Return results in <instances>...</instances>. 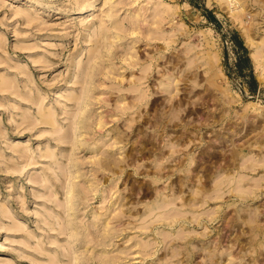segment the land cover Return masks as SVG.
Instances as JSON below:
<instances>
[{"label":"rangeland","instance_id":"1","mask_svg":"<svg viewBox=\"0 0 264 264\" xmlns=\"http://www.w3.org/2000/svg\"><path fill=\"white\" fill-rule=\"evenodd\" d=\"M0 264H264V0H0Z\"/></svg>","mask_w":264,"mask_h":264},{"label":"bare ground","instance_id":"2","mask_svg":"<svg viewBox=\"0 0 264 264\" xmlns=\"http://www.w3.org/2000/svg\"><path fill=\"white\" fill-rule=\"evenodd\" d=\"M94 7L95 6L93 4L92 5L90 4V5L86 6V7L79 8V9H77V14L84 13L85 12L84 10H86V9H87V11H92V10H94ZM88 8H89V10H88ZM159 125H161V124L159 123ZM157 127H158V125H157ZM78 201L79 200L77 198V194L75 193V191L70 190V191L67 192V194H66V203L67 204L72 206L74 203H78Z\"/></svg>","mask_w":264,"mask_h":264}]
</instances>
